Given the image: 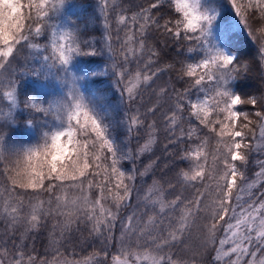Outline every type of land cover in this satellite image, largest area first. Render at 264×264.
<instances>
[{"label":"snow or ice","instance_id":"6c2138e0","mask_svg":"<svg viewBox=\"0 0 264 264\" xmlns=\"http://www.w3.org/2000/svg\"><path fill=\"white\" fill-rule=\"evenodd\" d=\"M253 66L264 0H0V264H264Z\"/></svg>","mask_w":264,"mask_h":264},{"label":"trees","instance_id":"16d2710c","mask_svg":"<svg viewBox=\"0 0 264 264\" xmlns=\"http://www.w3.org/2000/svg\"><path fill=\"white\" fill-rule=\"evenodd\" d=\"M71 2L76 3V4H86V0H71ZM97 2V0H87V3H92L95 4ZM147 0H117V3L120 4L122 7H129L130 4H146ZM119 10V9H118ZM99 11V9L97 8V12ZM242 40H246V38L244 37V34H241ZM115 43V40L113 41ZM242 48L245 49L246 52V59H248L249 61L254 60L255 64L258 65L260 64V59H259V55L256 51H251L250 53V48L248 47V45L242 44L241 45ZM250 53V56H248L247 54ZM264 78V68H261L259 71L256 70L255 66H253V71L250 73L249 75V80H248V89L246 90H255L256 88L261 87V79ZM135 143L133 142V147H135ZM256 162L255 160H253L250 168L252 169H256ZM258 170V169H257ZM249 175L251 176L252 173L250 172ZM254 178V177H253ZM147 179V178H146ZM151 181L148 180V183H150ZM259 183V181H257ZM139 188H146V185L140 184L138 185ZM191 191V190H189ZM134 202H135V194H134ZM49 227H51V225H49ZM0 230H2V228L0 227ZM45 236H47V232H45ZM116 236L117 239L119 238V227L116 230ZM43 239V237H42ZM193 240H196V237H193ZM89 246L87 244L83 245L82 248H77V251L75 253V256L77 258V260H81L82 257H86L90 254V250L88 249ZM37 249L40 253H45L46 254V258L47 259H51L52 257H50V252H52V254H54V249L53 247L49 246L47 249L45 248H41L40 247V241H37ZM109 250L111 251V246H109ZM61 251L63 252V249H61ZM61 256H70L68 253H64Z\"/></svg>","mask_w":264,"mask_h":264},{"label":"rangeland","instance_id":"374dc122","mask_svg":"<svg viewBox=\"0 0 264 264\" xmlns=\"http://www.w3.org/2000/svg\"><path fill=\"white\" fill-rule=\"evenodd\" d=\"M0 231H2V230H0ZM193 243H196V240H193ZM88 249L90 250V254H91V253H92V249H91V248H88ZM50 254H52V252H50ZM65 257H67L69 260L72 259V256L70 255V256H59V257L56 258V260H53V257L51 258V260H50V259H47V258H46V260H47V261H50L51 264H56V261H57V260H59V261H63V260L65 259ZM84 258H85V257H82L80 261H83ZM76 259H77V258H76ZM78 260H79V259H78Z\"/></svg>","mask_w":264,"mask_h":264},{"label":"bare ground","instance_id":"6f19581e","mask_svg":"<svg viewBox=\"0 0 264 264\" xmlns=\"http://www.w3.org/2000/svg\"><path fill=\"white\" fill-rule=\"evenodd\" d=\"M0 227L3 229V225L0 224ZM197 242V241H196ZM50 257H53V254H50ZM51 260V259H50Z\"/></svg>","mask_w":264,"mask_h":264}]
</instances>
